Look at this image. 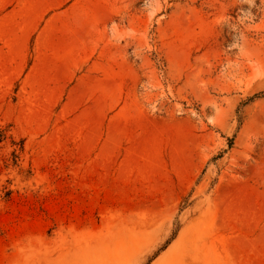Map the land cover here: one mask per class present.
I'll return each mask as SVG.
<instances>
[{
    "label": "rangeland",
    "instance_id": "obj_1",
    "mask_svg": "<svg viewBox=\"0 0 264 264\" xmlns=\"http://www.w3.org/2000/svg\"><path fill=\"white\" fill-rule=\"evenodd\" d=\"M148 263L264 264V0H0V264Z\"/></svg>",
    "mask_w": 264,
    "mask_h": 264
},
{
    "label": "trees",
    "instance_id": "obj_2",
    "mask_svg": "<svg viewBox=\"0 0 264 264\" xmlns=\"http://www.w3.org/2000/svg\"><path fill=\"white\" fill-rule=\"evenodd\" d=\"M257 96H254V97H252V98H256ZM251 98V99H252ZM251 99H249V100H251ZM11 194H12V191H10V190H8L7 192H5L4 193V198L5 199H9L10 198V196H11ZM176 232L174 231L172 234H171V236H170V238L167 240V242L163 245V247L162 248H160V250L151 258V260L149 261L150 263H152V261L154 260V259H156V257H158L163 251H165V249L170 245V243L174 240V238L176 237V234H175ZM150 263H148V264H150Z\"/></svg>",
    "mask_w": 264,
    "mask_h": 264
}]
</instances>
